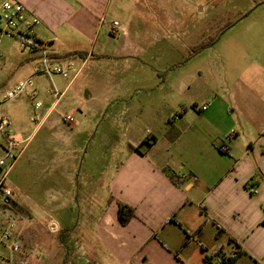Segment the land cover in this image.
Returning <instances> with one entry per match:
<instances>
[{"label": "crops", "instance_id": "1", "mask_svg": "<svg viewBox=\"0 0 264 264\" xmlns=\"http://www.w3.org/2000/svg\"><path fill=\"white\" fill-rule=\"evenodd\" d=\"M13 1L39 19L37 35L55 56L77 54L84 58V66L91 60L107 61L108 65L123 58L114 37L121 33L127 38L129 31L109 17L122 0L117 8H112L115 0ZM246 20H251L246 28L229 29L223 48L212 53L206 66L212 82L206 85L201 83L202 74L190 70L187 62L211 46L200 49L199 43L195 47L190 41L193 35L187 45L193 51L188 61L168 69L169 74H176L175 88L169 78L154 85L153 73L144 71L146 64L129 65L128 70H135L140 78L137 88L153 90L157 86L169 92L158 97L146 93L144 100L137 96L128 99L121 92L111 98L112 109H121L104 117L99 142L111 144L118 131L126 137L125 132L136 122L145 126V132L128 138L123 160L108 183L106 206L93 222L85 217L73 227L67 217L80 207L73 200V179L89 132L77 131L84 123L81 110L63 113L68 105L61 104L79 75L71 82L58 76L35 78L41 107L34 109L29 134L21 129L22 120L15 118L14 137L22 143L23 152L9 175L21 159L31 167L28 198L45 214L61 215L53 218L60 231L49 242L34 238L28 249L20 234L16 239V228L12 238L20 246L19 252L10 251L11 241H4L0 247L7 256H0V264L20 260L24 264H83L86 260L93 264H206L205 258L216 255L235 257L231 264H264V14ZM114 21L118 27H113ZM149 46L138 51L151 54ZM33 65L28 55L10 87L31 75ZM51 86L64 93L55 107L47 93ZM93 98L85 106L96 124L105 106L91 103ZM143 101L149 103L148 108L152 102L161 104L154 111L145 105L136 108ZM65 115L77 119L78 125L70 126L76 131L70 132L63 121ZM17 179L25 184L23 177ZM13 202L19 208L28 203L20 194ZM121 204L135 211L126 225L118 220ZM8 213L0 206V221H6Z\"/></svg>", "mask_w": 264, "mask_h": 264}, {"label": "rangeland", "instance_id": "2", "mask_svg": "<svg viewBox=\"0 0 264 264\" xmlns=\"http://www.w3.org/2000/svg\"><path fill=\"white\" fill-rule=\"evenodd\" d=\"M120 1L115 0L112 8H117ZM122 1L123 4L118 5L119 9L112 11L109 17L116 18L121 27L125 26L129 31L127 38H122L121 33L114 37V40L118 41L115 47L123 54V58L112 61L108 65L106 64L107 61L98 63L96 60H91L84 66L83 71L79 74L61 104V106L66 103L68 105L62 109L63 113L76 114L81 110L84 123L77 131L80 133L84 130L89 132V137L81 150L80 161L73 179V188L76 190L73 200L74 203L77 201L80 205V207L75 208L74 215H67L70 218L68 222L71 225L73 224V227L78 225V222L80 224L85 217H89L90 221L93 222L106 206L108 183L117 164L123 160L128 146V138H134L145 132V126L136 122L133 124L131 131L125 132L126 137L123 136V131H118L114 134L115 140L111 141V144L100 143L99 139L102 136L100 132L106 120L104 117L112 110L121 109V107L116 106L112 109L111 98L121 92L127 95L128 99L131 96H137L139 99L144 100L146 93H153L158 97L169 92L168 89L159 90L157 86L153 90L137 88L135 83H138L140 78L135 76V70H128L129 65L146 64L145 66H148V68H144L147 69L144 71H147L148 74L153 73L154 85H158L164 79L169 78L171 87L175 88L176 74L175 72L169 74L168 69L179 62H185L193 54L192 48L187 46L189 45V36L193 35L190 41H194L195 47L199 43L211 44V50H203L204 53L201 56L186 61L190 70L196 69L202 74L201 83L206 85V83L212 82L207 77L206 66L211 61L212 53L223 48L227 31L229 29H235V31L244 29L246 24L251 21L246 20L247 18L250 19L252 15L264 14V0ZM100 41L101 38L98 40V44ZM145 45L148 47L151 45L149 51L151 54L138 51L139 47L144 48ZM27 56V51L21 48L17 40L7 38L1 40L0 101H3V97L11 86L10 80L14 82L18 79L17 69L21 68V64L25 62ZM150 66L154 70H151ZM100 80H103V82ZM91 97H94L91 103H99L100 107L105 106L96 124H93L94 122L90 119L91 113L87 112L85 106L86 100ZM159 104L161 103L152 102V105L148 108L149 103L143 101L141 104L137 103L136 108L145 105L147 109L154 111L155 106ZM2 110L10 119L9 131L12 136H14L17 127L15 122L17 117L22 120L21 129L23 132L30 133L33 126L31 117L34 115V108L25 94L16 101L5 102L2 105ZM98 123L99 125H97ZM68 129L70 132L76 131L75 128L70 126H68ZM25 137L23 136V138ZM37 139L38 137L35 141ZM2 143L3 138L0 136V144ZM82 155L85 156L83 160L81 159ZM19 176L23 177L25 184L22 182L17 183ZM32 176L31 167L26 162L23 163V159H21L9 175L7 185L18 191L21 198H24L30 205L28 207V203H24V206L19 208L16 206V202H12L3 208V210H9V213L5 216L6 221H0V230L4 229V224L6 226L8 221L12 222V230L17 228L16 233H14L16 239L20 234V241L24 239L26 242L24 247L28 249H32L34 238L49 242L50 239L58 237V234L53 235L47 231L46 222L53 218L59 219L61 216L59 213L45 214L43 208L35 205V208L33 207V198H28L27 193V184L28 182L31 183L29 179ZM33 210L38 213L33 214L31 212ZM0 256L3 259L7 256V252L3 251L1 247ZM36 259H39V257Z\"/></svg>", "mask_w": 264, "mask_h": 264}, {"label": "built area", "instance_id": "3", "mask_svg": "<svg viewBox=\"0 0 264 264\" xmlns=\"http://www.w3.org/2000/svg\"><path fill=\"white\" fill-rule=\"evenodd\" d=\"M39 24V19L21 3L13 0H5L1 3L0 42L4 38L17 40L34 63L32 74L10 87L3 97V101H0V136L3 138V143L0 145L2 149L0 155V206L3 208L11 204L14 198L19 195L18 191L7 185V179L9 172L21 156L23 148L20 147L22 143L10 134L9 126L11 122L9 117L3 113L2 105L5 102L15 101L25 94L34 109H39L41 103L37 101L38 91L35 87V78L41 77L50 80L52 77L58 76L71 82L80 74L84 66V58L77 56L57 57L49 52L46 47L47 43L37 35L36 29ZM112 25L118 27L119 23L114 21ZM77 62L81 64L79 65ZM47 93L53 99V107L60 103L64 95L63 92L53 86L48 89ZM36 120L37 118L34 119V121ZM63 121L69 126L78 125L77 119L72 115L63 116ZM225 148V146L220 147L221 150H225ZM191 178L194 179V177ZM250 191L255 193L253 189ZM12 229L13 223L8 221L1 231L0 244L3 245L4 241H11L8 248L10 251L18 253L19 246L12 238ZM46 229L51 234H58L60 225L55 220L49 219L46 223ZM223 260L222 256L216 255L210 264H222ZM18 264H24V261L20 260ZM83 264L93 263L86 260ZM224 264H227V262L224 261Z\"/></svg>", "mask_w": 264, "mask_h": 264}, {"label": "trees", "instance_id": "4", "mask_svg": "<svg viewBox=\"0 0 264 264\" xmlns=\"http://www.w3.org/2000/svg\"><path fill=\"white\" fill-rule=\"evenodd\" d=\"M210 45L211 44H209V43H207L205 45L202 43L199 48L200 49H203V48L208 47ZM71 56H79V55H77V54H70V55H66L65 57H71ZM131 148L132 149H135V150H139L138 147L131 146ZM170 177L173 180L176 179L175 178L176 176L173 175V174H170ZM176 180L178 182V178ZM134 216H135V211H134L133 207H131L129 205H126V204L119 205V207H118V220H119L120 224L126 225ZM234 258L225 259L223 257L224 260H223V263L222 264H224V261H226L227 264H231ZM212 260H213V258L212 259L205 258L206 264H210L212 262Z\"/></svg>", "mask_w": 264, "mask_h": 264}]
</instances>
